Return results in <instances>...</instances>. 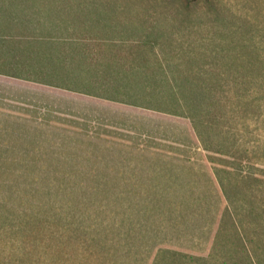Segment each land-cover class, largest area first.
I'll return each mask as SVG.
<instances>
[{
  "label": "rangeland",
  "instance_id": "rangeland-1",
  "mask_svg": "<svg viewBox=\"0 0 264 264\" xmlns=\"http://www.w3.org/2000/svg\"><path fill=\"white\" fill-rule=\"evenodd\" d=\"M73 60L110 67L62 65ZM143 74L216 77L220 104L196 114L202 138L194 118L149 107L160 97L139 95ZM102 76H134V90L104 89L119 101L89 94ZM139 165L213 168L215 187L183 197L205 201L209 222L222 218L215 248L190 264H254L264 250V0H0V200L16 202L0 224L26 228L0 249L40 250L46 200L139 198Z\"/></svg>",
  "mask_w": 264,
  "mask_h": 264
},
{
  "label": "crops",
  "instance_id": "crops-1",
  "mask_svg": "<svg viewBox=\"0 0 264 264\" xmlns=\"http://www.w3.org/2000/svg\"><path fill=\"white\" fill-rule=\"evenodd\" d=\"M132 171L139 198L42 202L40 250L0 249V264H190L206 258L222 218L217 222L214 215L209 222L205 201L183 197L215 187L214 169L139 165ZM15 206L14 200H0L6 208L0 214L9 218ZM25 229L0 224V243Z\"/></svg>",
  "mask_w": 264,
  "mask_h": 264
},
{
  "label": "trees",
  "instance_id": "trees-1",
  "mask_svg": "<svg viewBox=\"0 0 264 264\" xmlns=\"http://www.w3.org/2000/svg\"><path fill=\"white\" fill-rule=\"evenodd\" d=\"M2 16V15H1ZM15 17V15H13ZM18 17V15L15 17V19ZM81 53L79 50L77 51ZM83 52V49H82ZM245 62V61H243ZM57 64H59L57 62ZM67 65L66 68H69L73 71H75V68H80L82 70H85L86 72H91L94 69H98L97 66H106L108 69L106 63L102 62H91L87 63L81 60H73L67 63H62V65ZM249 68L251 69V65L247 63L245 65V69ZM118 69H123V67H120L118 65ZM125 69V68H124ZM37 82L44 83V79L36 80ZM92 86L94 87V93H89L94 96H98L101 98L119 101L118 99L115 100L114 97H112L108 92L115 87L114 89H118L120 86V89L128 88V91H133L134 87L131 85L132 82L136 81V77L134 76H115L109 79V77H98L96 79H92ZM96 83V84H95ZM117 83V85H115ZM139 95H144L145 98H148L150 96H154V94L159 95L160 99L158 103L155 105H149L151 109L158 110L161 112H166L173 115L178 116H184V117H191L194 121V127L196 131L198 132L199 136L202 138V132L200 130V123L202 122H196V114H198L200 111L207 109L208 107L217 108L220 104L219 102V96L215 91V88L218 85V80L216 77L212 76V74L209 75H187V74H179V76H173L171 78L166 76H154L152 74H143L139 76ZM163 88V92H159L160 94L156 92L149 91L148 88H151L150 86H155ZM99 89H102V91H99ZM105 89V91H104ZM80 91V90H78ZM127 91V92H128ZM135 93V92H133ZM121 101V100H120ZM244 101L242 100L239 102V107H244ZM122 102V101H121ZM255 100H252L251 103H254ZM129 103V102H128ZM142 103V102H141ZM141 103L137 102H131L129 104L136 105V106H143ZM146 107V106H143ZM214 114V112L212 113ZM210 115L207 117L209 120H215L218 115ZM209 149V147L207 148ZM254 256L251 255V258L253 260L254 264H264V250H253Z\"/></svg>",
  "mask_w": 264,
  "mask_h": 264
}]
</instances>
